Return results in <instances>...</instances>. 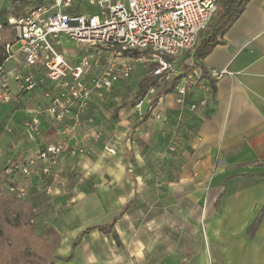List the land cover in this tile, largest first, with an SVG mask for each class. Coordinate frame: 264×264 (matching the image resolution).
Listing matches in <instances>:
<instances>
[{
	"label": "crops",
	"instance_id": "crops-1",
	"mask_svg": "<svg viewBox=\"0 0 264 264\" xmlns=\"http://www.w3.org/2000/svg\"><path fill=\"white\" fill-rule=\"evenodd\" d=\"M29 1L0 0V21L24 12ZM221 39L200 61L178 60L228 71L210 81L208 104L181 114L180 126L174 89L160 93L179 79L145 93L159 100L152 111L166 118L154 119L148 104L142 119L133 111L138 83L151 75L147 63L129 78L133 98L129 79L119 81L73 106L64 120L43 112L60 90L43 72L32 91L11 83V100L0 103V191L7 192L6 165L47 143L65 144L48 182L39 163L14 179L26 187L37 231L47 227L59 236L54 264H264V0H248ZM58 49L76 63L86 48L62 35ZM5 64L14 67L17 59ZM35 113L38 131L29 134L26 122Z\"/></svg>",
	"mask_w": 264,
	"mask_h": 264
},
{
	"label": "built area",
	"instance_id": "built-area-1",
	"mask_svg": "<svg viewBox=\"0 0 264 264\" xmlns=\"http://www.w3.org/2000/svg\"><path fill=\"white\" fill-rule=\"evenodd\" d=\"M219 0H31L23 14L7 17V23L16 33L14 42L3 47L0 61V103L11 100V83L20 92L32 91L47 78L58 85L59 92L50 97L43 112L57 120L71 116L73 106L83 107L93 93L101 95L115 83L130 78L140 63L150 64L151 75L157 83L174 86L175 103L180 114L177 126L182 125L184 111L196 112L208 104L206 93L211 92V80H217L227 70L204 71L196 63L178 65V60L193 50L199 37L209 24ZM97 9L95 13L81 9V5ZM86 49L78 62L68 60L58 49L61 36ZM141 51L131 56L127 52ZM106 55L99 71L90 83L84 78L100 58ZM9 59H17L14 67L6 66ZM43 72V77L38 73ZM202 96L189 100L194 92ZM147 95L137 97L133 111L142 119L151 110L154 119L167 114L154 110ZM38 113L26 122L29 134L37 133ZM75 123L78 118L75 117ZM173 142V141H171ZM63 142L47 143L23 160L8 164L3 169L7 191L16 198H24L25 185L15 182V177H27L36 163L41 164L44 182H48L51 167L62 156ZM175 149L170 143L168 150ZM105 150L114 152L112 148Z\"/></svg>",
	"mask_w": 264,
	"mask_h": 264
},
{
	"label": "trees",
	"instance_id": "trees-1",
	"mask_svg": "<svg viewBox=\"0 0 264 264\" xmlns=\"http://www.w3.org/2000/svg\"><path fill=\"white\" fill-rule=\"evenodd\" d=\"M247 1L219 0L209 24L199 33L194 49L186 53L183 61L191 58L200 61L220 43L223 33L236 20ZM7 17L0 21V61L5 57L3 47L16 39L15 30L7 23ZM127 54L136 56L141 55L142 52L132 50ZM156 83V78L151 75L141 79L136 89V96H144ZM172 89L173 85L166 89L163 87L160 93H168ZM155 103L156 100H152L150 104ZM32 216L33 207L26 199L0 193V264H54L52 255L59 242V236L47 227H44L42 232H38ZM259 221L260 216L251 224L249 232L255 230Z\"/></svg>",
	"mask_w": 264,
	"mask_h": 264
},
{
	"label": "rangeland",
	"instance_id": "rangeland-1",
	"mask_svg": "<svg viewBox=\"0 0 264 264\" xmlns=\"http://www.w3.org/2000/svg\"><path fill=\"white\" fill-rule=\"evenodd\" d=\"M197 41H198V40H197ZM189 52H191V50H190ZM189 52H188V53H189ZM186 55H187V54H185L184 57H185ZM126 84H127V87H126V88L128 89V91H130V94H129V95H130V97L133 98V97H134V94H135V92H134V91H135V88L133 87L132 80L129 79V81H128ZM157 85H158V84H157ZM0 193L3 194V195H10L8 191H7V192H6V191H4V192L0 191ZM10 196H12V195H10ZM22 199H25V197L22 198ZM32 219H33V216H32Z\"/></svg>",
	"mask_w": 264,
	"mask_h": 264
}]
</instances>
